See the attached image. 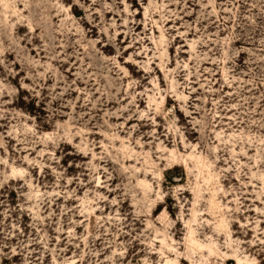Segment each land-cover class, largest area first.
I'll return each instance as SVG.
<instances>
[{"label":"rangeland","instance_id":"1","mask_svg":"<svg viewBox=\"0 0 264 264\" xmlns=\"http://www.w3.org/2000/svg\"><path fill=\"white\" fill-rule=\"evenodd\" d=\"M0 264H264V0H0Z\"/></svg>","mask_w":264,"mask_h":264}]
</instances>
